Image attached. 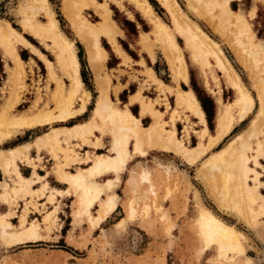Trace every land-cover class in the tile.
<instances>
[{
  "label": "rangeland",
  "instance_id": "rangeland-1",
  "mask_svg": "<svg viewBox=\"0 0 264 264\" xmlns=\"http://www.w3.org/2000/svg\"><path fill=\"white\" fill-rule=\"evenodd\" d=\"M25 1L28 0H0V18L9 20L31 44L51 59L56 73L55 77L51 78L46 64L31 51L29 46L25 47L22 44L17 45L20 56L23 54L25 58L28 57L25 53V48H27L31 57L24 59L21 56L24 64L21 71H18L19 69L13 60L6 57L0 48V109L6 101L10 104L14 99L12 95H15L18 99L10 109L9 114L11 116L31 115L45 111L57 113L59 109L54 99L57 82L62 80L67 87L70 81L56 64V48L53 46L54 42L51 37L40 38L23 29L21 6L23 7ZM106 1L118 28L119 26L125 28L128 25L127 29L130 31H128V39L121 40V43L128 48L132 57H139L138 61L128 56L124 59L117 52L116 44L110 42L115 52L120 56V63L115 68L107 69L104 67L102 69L103 63L99 74L108 79V93L112 104L121 108L128 107L134 115L140 117L142 124L149 125L153 122L154 116L151 113L140 115V103L141 100L151 101L153 108L160 111L159 119L166 129H173L174 127L176 136L183 140L184 145H197L199 142L198 135L202 128L201 124L197 122L191 112L176 105L174 92H170L166 88L164 89L165 92H162L157 83L148 76L147 68L151 67L155 75L171 85L174 91L176 86L183 88L179 84L180 81L176 83L172 79V73L162 46L159 41L154 39L155 36L150 34L151 23L143 18L128 2H124L122 8L116 5L113 0ZM177 1L187 16L198 23L210 37L218 42L236 72L239 73L255 100L250 113L243 120H239L235 108L231 129L216 143L209 145L210 136L216 133L219 109L223 103H229L235 98V89L224 77L223 71L216 67L212 59L210 65L202 67L191 56L183 38L175 32L178 42L183 46L182 50L187 68H192L195 80L205 88L216 102L214 127L212 130L208 127L209 130L202 140L208 147L196 162L190 164L172 148L165 149L160 146L148 147L144 145L147 150L146 154L135 153L128 159L125 168L120 173V181L113 189L118 194L116 209L105 220L98 221L95 216L101 213L103 199L107 194H103L101 199L94 202L90 213L84 212L81 209L79 192L54 173L57 160L54 159L48 149H39L33 144V140L38 135L50 131L52 127L68 126L89 118L99 93L97 76L93 71L96 80L95 91L90 92L91 96L85 111L63 121L52 120L44 125L26 127L0 141V149L30 142L31 147L26 153L27 156H22V159L17 161L18 168L23 175H30L34 162L36 172L46 174L45 179L53 188L49 187L43 192L21 194L16 198L9 196L8 201H5L1 198L3 186L6 182L10 183V186H14L13 180L16 175L12 169L8 172L7 169L0 168V215L3 212H8V219L13 224L10 230H23L22 218H26L25 225H28L30 221L39 223L37 239L31 238L19 243L8 242L0 233V264H243L247 256L255 264H264V238L261 235V228L263 230L264 227V216H260L257 221L251 222L235 209L225 206L221 196L223 179L220 169L205 170L203 168V161L209 155L222 149L232 138L246 131L256 116L260 106L258 95L264 96V55L253 50L252 42L257 43L261 40L255 37V31L260 27L256 20L252 19L251 11L247 16L244 15L249 23V34H253V38L250 40L246 32H244L245 34L238 33L237 27L232 23L224 28L222 27L224 26L223 23L222 25L218 23L214 17L220 12V8L215 5L213 9H209V3L212 4L217 0L206 1L208 4L204 2L205 0L199 3L196 0ZM47 2L58 20L60 29L70 40L74 41L78 52L79 48L76 43L81 39L64 13L63 0H47ZM153 2L151 4L156 13L174 30L169 10L159 0H153ZM79 7L83 15L89 20L95 22L99 19L92 8L82 4ZM233 7L235 8V6ZM135 11L147 23V25H142V29L149 32L154 39L153 57L139 43L143 31L139 34L138 44L134 43L136 41L132 35L134 29L130 24L125 23L124 16L128 15L129 18H133L132 12ZM32 18L35 21L47 22V16L43 13H37ZM261 19L264 22V13L260 14ZM247 38L248 40H246ZM239 39H241L242 44H239ZM127 41L133 45H129ZM102 43L107 45L104 38H102ZM147 56L150 62L148 60L146 63L143 57ZM156 60L158 61L155 62ZM111 63L112 61H110ZM84 87L88 89L85 84ZM218 87L221 89L222 100L220 102L217 101L216 94H214V90H217ZM123 88L126 90L118 97L117 91ZM187 88L191 87L187 85L184 89ZM137 91L140 92L139 99L130 102V95ZM128 94H130L129 97H127ZM80 102L79 97H75L71 108H78ZM134 102L139 103L138 108L129 105ZM143 116H146V119L142 120ZM261 117L264 119V114ZM97 121L102 128H105L104 121L100 118H97ZM164 133L166 132L164 131ZM243 137L244 142H246L244 150L250 158L248 163L259 172L258 180L262 181L259 191L264 194V121L260 131L251 136L244 134ZM110 143L111 136L106 132H101L100 129L94 130V134L88 136L87 142H83L79 137L70 140L68 144L63 141V145H69L73 149L66 169L75 171L78 166H85L96 152L111 153L109 151ZM132 146L131 139L129 147L132 148ZM60 155L62 154L60 153ZM254 156L260 162L257 165L254 162ZM27 157L38 159L30 161ZM59 159L61 160V157ZM114 175L111 172L98 179L103 180ZM253 176L254 174L251 177ZM249 182L253 184V178H250ZM256 183H258L257 180ZM232 185L233 183L230 186ZM35 186L37 185L35 184ZM54 189H62L63 191L58 193ZM195 189L198 191V198L195 196ZM52 192L54 195H51ZM201 206L210 208L217 216L234 225L242 235L244 234L241 236L245 248L243 254L231 250L224 257L219 255L216 245L204 249L203 238L196 220ZM131 208L134 209V215L129 216ZM48 213L49 217L46 219L45 216ZM121 218L124 221L118 223Z\"/></svg>",
  "mask_w": 264,
  "mask_h": 264
},
{
  "label": "bare ground",
  "instance_id": "bare-ground-1",
  "mask_svg": "<svg viewBox=\"0 0 264 264\" xmlns=\"http://www.w3.org/2000/svg\"><path fill=\"white\" fill-rule=\"evenodd\" d=\"M159 1L171 13L175 31L156 13L149 0H113L116 5L122 8L124 7V2H128L143 16V18L151 23L152 28L150 34L152 33L155 36L154 39L161 44L163 53L170 66L172 79L176 83L188 79V68L182 50L183 46L178 42L175 32L183 38L185 46L189 49L191 56H193L202 67L210 65L212 59L216 67L223 71L224 77L235 89L236 96L229 103H223L222 107L219 109L216 122V133L210 136L209 145H213L231 129L234 119V109H237L238 119L243 120L254 106V97L245 86L239 73L236 72L218 42L210 37L198 23L186 15L179 2L177 0ZM197 1L198 3L202 2V0H196V2ZM206 1L209 2V0H205L204 2ZM229 1L230 0H217L212 2V4L209 3V9H213L215 5L220 8V12L216 17H213L217 19L220 25L223 23V28L232 23V25L237 27L238 33L242 34L246 32L249 39L252 40L253 34H249V23L244 13L233 11L229 6ZM80 4L94 9L99 20L94 22L86 18L79 7ZM206 4L208 3L206 2ZM62 6L72 28L87 50L88 62L97 76L99 93L93 106L92 113L87 120L68 126L52 127L50 131L38 135L36 139L33 140V144L39 149H48L54 159L57 160L54 173L66 182V184L74 187L75 191L79 192L81 209L84 212L90 213V209L94 202L101 199L103 194H107L103 199L101 213L95 216L96 220L103 221L117 207L118 195L113 189L120 181V173L125 168L129 158L135 153H140L141 155L146 154L147 150L144 148V145L148 147L160 146L165 149H174L176 152L180 153L188 163L192 164L205 153L208 147L202 140L209 129L204 111L200 106L194 90L192 88L184 89L177 87L174 91L172 86L164 83L163 80L158 78L151 68H147L149 78L157 83L162 92H165V88L170 92H174L176 105L191 112L197 119V122L201 124L202 128L198 135V144L186 146L183 140L176 136V129L174 127L173 129H166L164 124L160 122V111L153 108V103L151 101L140 99V115L151 113L154 116L153 122L149 125L142 124L140 117L134 115L128 107L121 108L114 106L108 94V79L101 77L99 74L100 68L106 58V52L100 44V37L106 36L115 44L116 35L120 33L116 21L111 16V9L108 2L106 0H63ZM21 8L23 14L21 24L23 29H26L40 38L46 36L51 37L54 42L53 46L56 48V64L69 78L70 82L67 87H65L62 80H58L57 82L54 91V99L59 109L57 113L45 111L43 113H34L31 115L19 114L11 116L9 114L10 109L18 99V97L12 95L14 99L11 103L8 104L6 101L0 109V141L10 137L14 133L22 131L26 127L44 125L52 120L63 121L67 118L74 117L85 111L91 96L90 91L85 89L80 75V61L74 41L70 40L60 29L58 20L47 0H28L24 2ZM37 13H43L47 16V22L35 21L32 17ZM150 34L149 32H143L139 42L141 46L149 52L151 57H153L154 39ZM246 40H248V38ZM239 41V44H242L241 39H239ZM18 44L29 46L46 64L49 76L51 78L55 77L56 69L51 59L47 58L43 52L31 44L9 20L0 18V48L6 57L13 60L17 69H19L18 71H21L24 61L21 59L17 50ZM252 45L256 53L264 55V41L259 40L257 43L252 42ZM117 50L124 58H127V55L119 46H117ZM220 91L221 89L219 87L217 90H214L218 102L222 100ZM77 96L81 101L80 106L76 109L71 108L72 102ZM258 96L260 106L248 129L232 138L228 144L223 148L221 147L222 149L213 152L203 161L204 163L202 162L205 170L220 169L223 179L221 196L225 206L227 205L235 209L240 215L251 222H255L260 216H264V194L259 191V186L262 184V181L258 180L259 172L248 163L250 158L244 150L246 142H244L243 135L246 134L251 136L261 130V125L264 121L261 117L264 114V96ZM139 97L140 92L137 91L131 95L130 100L134 101L139 99ZM97 118L105 122V128H102L100 124H98ZM98 129L111 136L109 147L111 153L96 152L94 157L85 166H78L75 171L67 170L66 167L73 149L70 148L69 145H63L62 142L65 141L68 144L70 140L76 139L77 137L83 140V142H87L88 136L93 135L94 130ZM164 131L166 133H164ZM186 131L188 133V130ZM131 139L132 148L129 147ZM30 147V142H24L12 147L0 149V168L7 169L8 172L12 169L13 171H11L15 172L16 175L13 180L15 182L14 186H10L8 182L3 186L1 198L5 201H8L9 196L16 198L21 196V194L26 195L35 192H43L50 187L48 181L45 179L46 174H39L36 172V165L34 162L30 175H23L19 170L17 161L22 159V156H27L26 153ZM60 153L62 155H60ZM60 157L61 160L59 159ZM27 159L32 161L38 158L27 157ZM254 162L256 165L260 163L256 156H254ZM111 172L115 174L113 177L108 176L103 180L98 179ZM252 174H254L253 177H251ZM250 178H253V184L249 182ZM256 180L258 183H256ZM230 182L233 183L232 186H230ZM35 184L37 186H35ZM50 188L53 189L52 187ZM54 190L58 193H62L63 191L62 189ZM195 192V196L198 198V191L196 190ZM51 195H54V192H52ZM48 215L49 213L45 216L46 219L49 217ZM132 215H134L133 208L129 211V216ZM196 220L203 238L204 249L216 245L219 255L221 256L226 257L227 252L231 250L237 251L238 254H243L245 248L241 236L244 234L242 235L234 225L225 222L210 208L205 206H201ZM123 221L124 219L121 218L118 223H122ZM25 223L26 218H22L21 225L24 226L23 230L12 231L10 229L13 224L8 219V212H3L0 215V233L8 242L19 243L31 238H36L39 232V223L37 224L34 221H30L28 225H25ZM263 230L261 228L262 238H264ZM243 264L255 263L247 256Z\"/></svg>",
  "mask_w": 264,
  "mask_h": 264
},
{
  "label": "crops",
  "instance_id": "crops-1",
  "mask_svg": "<svg viewBox=\"0 0 264 264\" xmlns=\"http://www.w3.org/2000/svg\"><path fill=\"white\" fill-rule=\"evenodd\" d=\"M229 6L230 8L233 10V11H236V12H242L244 13L245 16H247L249 14V12H253L251 17L253 20H256L257 22V25H259V29H257V31H255V37L256 39H261L262 41H264V22H262V19L260 20V14L264 13V0H230L229 1ZM235 6V8L233 7ZM235 9V10H234ZM94 10V9H92ZM95 12V10H94ZM96 13V12H95ZM97 14V13H96ZM132 15H133V18H129V16H124V19H125V22L126 24H130L131 27L134 29V31L132 32V35L134 36V43H137L138 44V38H139V34L140 32H145L146 30L145 29H142V25L143 24H146V21L135 11V12H132ZM98 16V15H97ZM246 18V17H245ZM99 20V19H98ZM97 20V21H98ZM247 20V19H246ZM128 27V25H127ZM127 27H120V33H118L116 35V50H117V46H119V48H122L123 52L130 58H133V60L135 61H138L139 60V57L138 58H135V57H132V55L123 47L122 43H121V40H124V39H128V29ZM141 28V29H140ZM130 32V31H129ZM77 36V35H76ZM78 37V36H77ZM102 38L105 39L106 43H107V47L102 43ZM107 37L106 36H101L100 37V44L101 46L104 48L105 52H106V59L104 61V66L102 67V69L105 67L107 69H111V68H115L119 63H120V56L115 52V50L113 49V46L110 44V40L106 39ZM79 39V38H78ZM140 40V39H139ZM30 42V41H29ZM78 42L80 43V45L82 46V49H83V53H84V58H85V61H86V64H87V67L89 69V72H88V77H89V80L91 82V86H92V90L95 91L94 87H95V74L93 72V70L91 69L89 63H88V58H87V50L86 48L84 47V45L82 44L81 40H78ZM119 44H118V43ZM112 43V42H111ZM127 43L129 45H131L132 43L130 41H127ZM140 43V42H139ZM114 44V43H113ZM133 45V44H132ZM141 45V44H140ZM26 47V46H25ZM31 49V48H30ZM25 53L28 55L27 58L31 57V55H29V50H27V48H25ZM32 51V49H31ZM146 51V50H145ZM33 52V51H32ZM77 52V50H76ZM118 52V50H117ZM34 53V52H33ZM119 53V52H118ZM35 54V53H34ZM120 54V53H119ZM121 55V54H120ZM122 56V55H121ZM126 56V57H127ZM33 57V56H32ZM123 57V56H122ZM26 58V59H27ZM124 58V57H123ZM145 62L147 63L148 62V56L147 57H143ZM22 59V57H21ZM125 59V58H124ZM23 60V59H22ZM143 60V61H144ZM24 61V60H23ZM110 61H112V63L110 64ZM158 60H156L155 62H157ZM140 62V61H139ZM150 62V60H149ZM154 62V63H155ZM169 65V64H168ZM149 66V65H148ZM81 68V67H80ZM148 68H151V67H148ZM170 68V66H169ZM152 69V68H151ZM153 70V69H152ZM171 71V70H170ZM164 82V81H163ZM166 83V82H164ZM167 84V83H166ZM180 86H187L189 85L191 88L192 86L193 87H197L198 90H200L201 94L202 95H206L207 97H209L212 102H213V115L215 117L216 115V102L214 101V99L212 98V96L210 94H208V92L205 90V88L201 85V84H198V82L195 80L194 78V74L192 73V68H188V79L186 81H180L179 82ZM169 85V84H168ZM178 86L175 87V89L177 88ZM195 87V88H196ZM179 88V87H178ZM193 89V88H192ZM90 92H92L91 89H89ZM124 90H126L125 88L121 89V90H118L117 91V95L118 97H120L121 93L124 92ZM194 90V89H193ZM195 92V91H194ZM109 94V93H108ZM130 94L127 95V97H129ZM132 95V94H131ZM130 95V97H131ZM196 95V93H195ZM197 97V95H196ZM198 99V97H197ZM199 103H200V106L201 108L203 109V106H202V103L201 101L198 99ZM130 102H133L130 100ZM204 103H206L204 101ZM138 102H134L132 104H129L130 106H137L138 108ZM139 109H140V105H139ZM138 109V110H139ZM204 111V115H205V118H206V121H207V124H208V120H207V114H206V111L203 109ZM139 112V111H138ZM210 112H211V109H210ZM212 113V112H211ZM148 117V116H147ZM150 117V116H149ZM142 120L143 119H146V116H143L141 118ZM117 194V193H116ZM118 195V194H117Z\"/></svg>",
  "mask_w": 264,
  "mask_h": 264
},
{
  "label": "trees",
  "instance_id": "trees-1",
  "mask_svg": "<svg viewBox=\"0 0 264 264\" xmlns=\"http://www.w3.org/2000/svg\"><path fill=\"white\" fill-rule=\"evenodd\" d=\"M150 2H151V3H154L153 0H150ZM125 23H126V22H125ZM76 44H77V46H78V48H79V50H78V52H77V55H78V58H79V61H80V65H81V68H80V74H81L82 80H83L85 86H87L88 89H91V90H92L91 82H90L89 77H88L89 69H88V67H87V64H86V61H85V58H84V53H83L82 46L80 45L79 42H77ZM104 45L107 47L106 44H104ZM122 45H123V47L129 52L128 48H127L124 44H122ZM21 56H22L24 59H26V58L23 56V54H21ZM195 87H196V86H195ZM195 87L192 86V88L194 89V91H195V93H196L198 99H199V100L201 101V103H202L203 109L206 111V114H207V120H208V127H209L210 130H212L213 127H214V126H213V119H214V116H212L213 113H214L213 110H212V108H213V102H212V100H211L209 97H207L206 95H202L201 92H200V90H198V88H197V87L195 88ZM183 88H185V86H183ZM204 101H205L206 103H204ZM210 109H211V112H212V113L210 112Z\"/></svg>",
  "mask_w": 264,
  "mask_h": 264
},
{
  "label": "snow or ice",
  "instance_id": "snow-or-ice-1",
  "mask_svg": "<svg viewBox=\"0 0 264 264\" xmlns=\"http://www.w3.org/2000/svg\"><path fill=\"white\" fill-rule=\"evenodd\" d=\"M102 163V162H101Z\"/></svg>",
  "mask_w": 264,
  "mask_h": 264
}]
</instances>
